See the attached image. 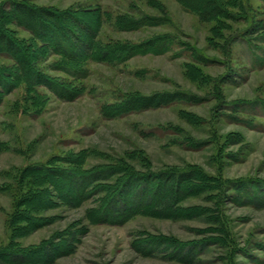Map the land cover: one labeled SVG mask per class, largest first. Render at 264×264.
<instances>
[{
    "label": "rangeland",
    "instance_id": "374dc122",
    "mask_svg": "<svg viewBox=\"0 0 264 264\" xmlns=\"http://www.w3.org/2000/svg\"><path fill=\"white\" fill-rule=\"evenodd\" d=\"M6 1L10 0L0 4ZM15 1L69 10L97 28L101 44H137L171 34L216 62L197 63L183 51L185 47L175 48L118 65L90 63L91 76L75 81L50 69L58 58L29 33L6 26L26 46L40 71L83 88L85 94L66 103L45 89L31 95L21 85L0 106V264H10L4 257L7 250L43 249H56V257L40 263L36 255L37 263L27 264H182L170 256L175 249L172 244L207 238L216 241L190 264H264V0H246L248 14L236 0H219L231 17L209 23L176 0ZM119 16L164 18L168 23L119 31ZM85 36L87 31L82 32ZM0 68L15 67L0 56ZM175 91L206 101L118 119L103 117L106 106L126 96ZM190 139L205 147L193 149ZM63 158H80L81 164H67ZM122 161L135 170L143 164H150L153 171L196 167L223 180L225 190L182 203L184 208H208L196 219L137 216L123 226H113L89 219L99 207V196L80 207L66 206L31 171L42 166L87 170ZM32 192H42L40 199L53 200L58 206L42 210L24 205ZM43 222L46 225L41 226ZM154 238L165 240L164 253L147 257L137 250L138 242Z\"/></svg>",
    "mask_w": 264,
    "mask_h": 264
},
{
    "label": "trees",
    "instance_id": "16d2710c",
    "mask_svg": "<svg viewBox=\"0 0 264 264\" xmlns=\"http://www.w3.org/2000/svg\"><path fill=\"white\" fill-rule=\"evenodd\" d=\"M176 1L205 23L218 18L231 17L229 10L219 0ZM236 4L240 10L248 14L246 0H236ZM167 23L168 20L164 18L134 19L119 16L116 27L119 31L130 32L144 27H159ZM6 26H14L29 33L34 40L58 58L50 65V69L75 81L85 80L91 76L90 63L118 65L137 56L164 55L175 48L185 47L183 51L189 52V56L197 63L211 65L216 62L214 59L205 58L187 44H181L171 34L160 35L137 44H101L97 41V28L94 29L89 22L69 10L57 11L47 7H37L25 1L10 0L0 4V56L11 60L15 68L12 70L0 68V106L3 105L5 97L21 85H24L25 91L31 95L38 89H45L66 103H73L85 94L83 88L69 86L40 71L26 46L17 41ZM83 31H87V36L84 38ZM205 101L206 98L185 91L129 95L115 104L106 106L102 114L108 120L118 119L177 104L198 106ZM170 131L172 130L163 129L166 133ZM190 140L189 143L195 150H202L205 147L204 143ZM61 161L75 166L81 164L80 158H63ZM136 168L138 170L122 161L87 170L42 166L33 167L31 171L49 184L56 193L57 199L66 206L80 207L99 196V207L91 211L93 215L92 217L89 215V219L92 223L113 226H123L137 216L196 219L204 215L208 208H184L181 204L206 192L215 193L218 196L225 190L223 180L209 176L196 167L153 171L150 164L147 166L143 164L141 168ZM232 188L238 189V186H232ZM41 196L42 192L28 193L22 203L33 209L41 206L42 210L58 206L53 200L40 199ZM45 223L40 225H46ZM224 228L225 233H229L228 226L224 225ZM213 240L207 238L197 243L176 246L172 244L175 249L170 256L182 264H190L201 256L209 245H212ZM166 247L165 240L154 238L138 242L137 250L144 256L152 257L164 253L163 250ZM43 250L44 252L33 253L7 250L4 252V257L10 264H27L37 263L35 262L37 260H34L36 255H40V263L45 262L48 257L54 258L57 255L56 249Z\"/></svg>",
    "mask_w": 264,
    "mask_h": 264
}]
</instances>
